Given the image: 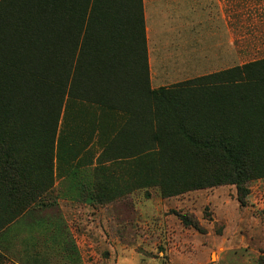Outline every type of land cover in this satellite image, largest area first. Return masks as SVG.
I'll use <instances>...</instances> for the list:
<instances>
[{
    "label": "trees",
    "instance_id": "1",
    "mask_svg": "<svg viewBox=\"0 0 264 264\" xmlns=\"http://www.w3.org/2000/svg\"><path fill=\"white\" fill-rule=\"evenodd\" d=\"M71 102L126 115L101 155L147 158L163 195L234 185L244 206L264 177V58L151 89L142 0H0V231L52 188Z\"/></svg>",
    "mask_w": 264,
    "mask_h": 264
},
{
    "label": "rangeland",
    "instance_id": "2",
    "mask_svg": "<svg viewBox=\"0 0 264 264\" xmlns=\"http://www.w3.org/2000/svg\"><path fill=\"white\" fill-rule=\"evenodd\" d=\"M252 48L234 49L233 64L264 58V45ZM97 110L102 109L69 103L58 131L63 140L55 150L53 186L25 213L26 220L67 222L62 231L72 237L73 248L80 249V240L86 246V238L87 247L52 253L37 264H258L264 256V177L245 184L244 206L234 185L163 195L145 171L147 158L142 168L134 159L101 155L120 130V116H88ZM100 119L106 124L99 128ZM180 216L197 228L184 226Z\"/></svg>",
    "mask_w": 264,
    "mask_h": 264
},
{
    "label": "crops",
    "instance_id": "3",
    "mask_svg": "<svg viewBox=\"0 0 264 264\" xmlns=\"http://www.w3.org/2000/svg\"><path fill=\"white\" fill-rule=\"evenodd\" d=\"M142 4L151 89L230 69L237 66L234 49L264 45L260 14L264 0H142ZM107 112L120 116L116 124L120 129L126 124L123 112ZM88 113L94 119L106 110ZM96 124L100 128L106 122L100 119ZM26 215L0 231V264L45 263L52 253H80L87 247L86 238V246L80 240V249L73 248L72 237L62 231L67 222L28 216L26 220Z\"/></svg>",
    "mask_w": 264,
    "mask_h": 264
}]
</instances>
